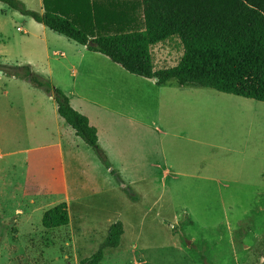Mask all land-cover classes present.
<instances>
[{
	"label": "rangeland",
	"instance_id": "1",
	"mask_svg": "<svg viewBox=\"0 0 264 264\" xmlns=\"http://www.w3.org/2000/svg\"><path fill=\"white\" fill-rule=\"evenodd\" d=\"M21 1L27 9L42 13V0ZM160 47L163 49H155L158 61L176 65L183 51L179 41ZM77 48V43L0 2L1 63H36L40 72L52 75L54 82L50 79L58 87L57 76L66 85L75 78L71 68L64 67L61 55L55 53ZM4 90H9L6 99L2 97ZM210 91L208 95H185L177 110L184 112L185 126L197 121L200 129L194 132L219 145L215 156L220 155L221 164L230 169L244 167L243 183L222 186L221 197L213 199L197 188L184 196V186L165 187L160 182L151 188H135L153 191L139 201H132L130 189L121 188L107 199L100 187V192L72 201V225L68 227L43 229V214L34 217V231L26 229L21 235L0 226V243L6 241L11 246L0 244V264H82L98 251L110 226L118 221L126 225L121 245L106 250L101 264H208L206 260L210 264H264V103ZM37 98L45 101L47 109L54 105L41 89L0 74V99L7 104L19 107L20 102L25 100L28 105ZM13 111L22 114L19 108ZM55 114L52 107L46 111V115ZM2 141L5 153L30 143L38 145L19 140L20 149L7 148ZM37 157L34 151L18 157L15 163L4 164L12 178L28 179L27 195L43 197L47 193L51 200L56 188L49 186L48 176L54 171L40 168ZM186 207L189 216L184 213ZM16 243L19 245L13 247Z\"/></svg>",
	"mask_w": 264,
	"mask_h": 264
},
{
	"label": "crops",
	"instance_id": "2",
	"mask_svg": "<svg viewBox=\"0 0 264 264\" xmlns=\"http://www.w3.org/2000/svg\"><path fill=\"white\" fill-rule=\"evenodd\" d=\"M77 44L80 48L74 52L55 53V56L61 55L64 67L71 68L75 78L66 85L67 82L57 76L56 84L70 95L72 107L97 129L98 144L108 165L98 159L94 150L60 117L53 98L50 97L54 105L48 109L42 98L28 105L24 100L19 107L0 99V226L16 230L18 235L26 229L34 231L36 215L43 214V219L48 209L63 202L68 204L71 213L72 201L96 194L100 187L107 199L121 188L130 189L132 201H139L153 191L135 188H151L160 182L165 187L184 186V196L188 190L197 188L213 199L221 197L222 186L244 182V167L230 169L221 164L220 155L215 156L219 145L194 132L200 129L197 121L185 126L184 112L177 110L185 95H208L212 89L181 87L175 82L161 86ZM157 62L167 63L158 59ZM30 64L42 70L38 64ZM48 77L54 80L52 75ZM2 92V97L8 98L9 90ZM51 107L56 114L46 115ZM14 108H19L22 114L15 113ZM2 140L7 148L20 149L19 140L38 145L34 147L30 143L24 149L5 153ZM34 151L38 154L37 165L54 171L48 176L49 186L56 188L51 192V200L48 199L51 194L47 193L43 197L27 195L28 179L12 178L6 165ZM9 206L13 207L11 212ZM184 213L189 216L190 210L186 207ZM0 244L10 246L6 241ZM14 245L17 247L19 243ZM133 247L139 248L135 244Z\"/></svg>",
	"mask_w": 264,
	"mask_h": 264
},
{
	"label": "trees",
	"instance_id": "3",
	"mask_svg": "<svg viewBox=\"0 0 264 264\" xmlns=\"http://www.w3.org/2000/svg\"><path fill=\"white\" fill-rule=\"evenodd\" d=\"M0 2L161 86L175 82L264 103V0H42V13L21 0ZM174 40L183 49L176 65L158 63L154 49ZM0 74L53 98L60 117L108 165L97 129L48 76L30 63L0 62ZM70 222L66 202L48 209L42 219L47 230ZM124 233L123 222L112 224L98 251L82 264H101L106 250L121 245Z\"/></svg>",
	"mask_w": 264,
	"mask_h": 264
}]
</instances>
